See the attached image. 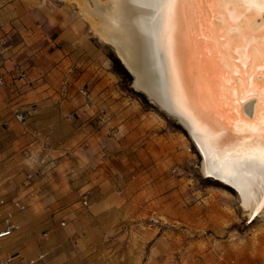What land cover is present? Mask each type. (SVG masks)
<instances>
[{
	"label": "crops",
	"instance_id": "obj_1",
	"mask_svg": "<svg viewBox=\"0 0 264 264\" xmlns=\"http://www.w3.org/2000/svg\"><path fill=\"white\" fill-rule=\"evenodd\" d=\"M0 79V230L18 225L0 255L9 264H140L135 237L119 233L114 181L97 167L91 121L103 107L111 118L118 102L85 20L0 0Z\"/></svg>",
	"mask_w": 264,
	"mask_h": 264
},
{
	"label": "rangeland",
	"instance_id": "obj_2",
	"mask_svg": "<svg viewBox=\"0 0 264 264\" xmlns=\"http://www.w3.org/2000/svg\"><path fill=\"white\" fill-rule=\"evenodd\" d=\"M81 0H33L85 20L113 77L118 104L91 121L98 142L97 167L112 177L120 234L158 264H264V215L250 216L240 195L201 173V156L186 132L132 87V78L82 14ZM90 4L93 0H87ZM90 123V122H89ZM96 151V153H97ZM156 263V262H155ZM156 263V264H157Z\"/></svg>",
	"mask_w": 264,
	"mask_h": 264
},
{
	"label": "bare ground",
	"instance_id": "obj_3",
	"mask_svg": "<svg viewBox=\"0 0 264 264\" xmlns=\"http://www.w3.org/2000/svg\"><path fill=\"white\" fill-rule=\"evenodd\" d=\"M80 8L94 33L133 69L135 86L171 110L189 130L203 152V170L234 185L249 215H264V153L245 133L234 137L232 132L214 131L219 121L244 127L239 116L219 107L216 66L198 65L193 58L192 45H198L189 37V7L170 10L163 0H81Z\"/></svg>",
	"mask_w": 264,
	"mask_h": 264
},
{
	"label": "water",
	"instance_id": "obj_4",
	"mask_svg": "<svg viewBox=\"0 0 264 264\" xmlns=\"http://www.w3.org/2000/svg\"><path fill=\"white\" fill-rule=\"evenodd\" d=\"M189 11L191 14V19H192V25L190 27V36H189L191 38L190 41L195 42L198 45V48L192 45L193 49L196 51L193 58L198 65L199 64L204 65L205 62L207 63L213 62V64L216 66L214 88H215L216 94H218L221 98V101H220L221 105H219V107L229 112H232L235 116H239L240 117L239 121L243 126L247 122L254 121L257 118L258 111H264V102L260 100L258 94L253 95V96L244 95V89L247 86V83L250 77H254L253 83H256L258 81H264V65H260V64L254 65L253 63L250 62L245 68L243 64H240V63L233 64L232 63V61L234 60L238 61L240 59V57L237 56L234 51L230 59L227 58L223 54H218L215 46H213L210 41L205 40L203 38L204 36L209 35V32H208V29L210 27L208 23L209 14L207 13L205 14L206 19L203 22L204 31L201 32L200 24L196 22L194 18L193 10L189 8ZM242 11H243V16L239 17L237 21L235 22V25H233V22L229 17L221 14L220 10L216 9L215 19L212 20L211 23L216 28L239 27L240 29H246V28L251 27L255 29L257 33H259L261 29H264V11H261L256 6L245 7ZM225 35L232 36V37H238L240 35V32L235 31V30H229L225 33ZM251 50L255 51L256 50L255 46H253ZM114 53L117 59L120 61L121 65L124 67V69L130 74L132 78L131 84L134 90L143 94L149 103H151L154 107H156L165 116L173 119L186 132V134L189 136V138L192 140V142L196 146L197 151L200 154L201 160H202L203 152L200 146L196 143L195 139L191 136L189 130L181 122L178 116L175 115L168 108L158 104L153 98L149 96L147 92L139 90L135 86L136 76H135V72L133 71V69L123 61V59L118 55L117 52H114ZM200 55L201 57L199 58ZM207 75L209 78L210 72L207 73ZM209 80L210 78L208 79V81ZM228 81H231V83H228ZM230 89H234V90L230 92L229 91ZM224 98H225V101L228 99V102H225ZM237 100L239 101L238 104H237ZM225 104L227 107L225 106ZM248 106H249L248 111L246 112L243 111V108L246 109V107ZM201 109L202 107H200V110ZM204 110L207 111L206 109ZM239 111H241V114ZM200 112L203 114L205 113L202 110ZM214 131L216 133L232 132V134L235 135L234 137L245 133L244 128L237 127L235 125V122L226 124L221 121L217 122V126L215 127ZM201 173L204 177L212 180L213 182L231 188L237 195H239L238 189L231 183L224 181L223 179L215 176L213 173L207 174L202 168V161H201ZM257 215H258V212L253 211L250 214V216H248L247 222H250Z\"/></svg>",
	"mask_w": 264,
	"mask_h": 264
},
{
	"label": "snow or ice",
	"instance_id": "obj_5",
	"mask_svg": "<svg viewBox=\"0 0 264 264\" xmlns=\"http://www.w3.org/2000/svg\"><path fill=\"white\" fill-rule=\"evenodd\" d=\"M163 3L171 10L177 11L183 7H189L193 10L196 22L200 24V31H204L203 22L206 19L205 14H209L208 23L210 25L209 35L204 36L205 40L215 46L218 54H223L231 58L233 51L240 57L238 61H232L233 64L240 63L247 67L251 62L254 65H264V29L259 33L251 27L246 29L234 28H216L211 21L215 19V10L219 9L221 14L229 17L233 25L237 19L243 16L245 7L256 6L264 11V0H163ZM172 15L170 11V16ZM251 19V18H249ZM229 30L240 32L238 37L227 36L225 33ZM255 46V51L251 50ZM246 74V73H245ZM254 77H250L247 86L244 89V95H259L264 102V81L253 83ZM231 83V81H228ZM230 89L229 91H233ZM195 105V99L193 100ZM239 101L237 100V104ZM246 136L251 140V144L257 146L264 153V111H258L257 118L254 121L244 124Z\"/></svg>",
	"mask_w": 264,
	"mask_h": 264
},
{
	"label": "built area",
	"instance_id": "obj_6",
	"mask_svg": "<svg viewBox=\"0 0 264 264\" xmlns=\"http://www.w3.org/2000/svg\"><path fill=\"white\" fill-rule=\"evenodd\" d=\"M2 82V80L0 79V83ZM83 93H86V91L83 89L81 90ZM16 116L18 117V119L23 120L24 119V115L22 113H17ZM84 203H87L86 201H84ZM18 228V225L14 222L8 221L5 228H3L2 230H0V239L8 236L10 234H12V232L14 230H16ZM12 261V257L7 255V256H1L0 255V264H9Z\"/></svg>",
	"mask_w": 264,
	"mask_h": 264
}]
</instances>
